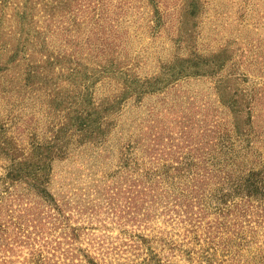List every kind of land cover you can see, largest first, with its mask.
Returning <instances> with one entry per match:
<instances>
[{
	"label": "rangeland",
	"instance_id": "374dc122",
	"mask_svg": "<svg viewBox=\"0 0 264 264\" xmlns=\"http://www.w3.org/2000/svg\"><path fill=\"white\" fill-rule=\"evenodd\" d=\"M4 1L0 141L21 158L72 134L46 170L58 212L24 179L11 182L0 151V264H264L259 207L240 224L208 228L213 209L190 221L170 192L143 218L120 210L124 199L105 197L127 169L156 163L154 138L173 149L188 123L202 140L204 125L227 127L230 138L237 126L234 147L264 165V0H69V9L57 0ZM228 91H237V111L223 101ZM99 104L110 107L101 118L110 121L106 140L79 142L71 122L95 117ZM125 155L140 167H123Z\"/></svg>",
	"mask_w": 264,
	"mask_h": 264
},
{
	"label": "trees",
	"instance_id": "16d2710c",
	"mask_svg": "<svg viewBox=\"0 0 264 264\" xmlns=\"http://www.w3.org/2000/svg\"><path fill=\"white\" fill-rule=\"evenodd\" d=\"M1 1L5 2L4 0ZM121 1L123 0H119V2ZM57 2L62 3L64 7L69 9V0H57ZM122 4L119 6H122ZM44 5H47V3ZM0 13L4 15L3 12L0 11ZM1 25L2 21L0 20ZM114 36L118 38L119 34H114ZM4 64H6V61ZM180 67L177 69L178 73L183 66ZM210 68V66L206 67L205 71ZM198 71L200 70L196 69L194 73H198ZM141 89L145 90V88ZM235 92L228 91V94H231L229 95V102L225 99L223 100L224 103H228L229 108L237 102L233 96ZM123 93H127L126 88H124ZM236 107L231 109L237 111ZM109 108L107 105L99 104L95 107V117H91L88 111L84 115H78V121L75 120L77 122H71L76 123V129L80 134L79 142L92 139L101 140L103 143L106 140L105 135L110 130V121L105 122L103 125L101 118L108 112ZM249 110L250 107L247 111ZM2 123L0 122V131L3 130ZM186 127L188 130L180 136L178 143L173 145V149L171 145L167 146L154 142L155 138L152 142V148L145 145L144 149L150 147V150H155L152 151L154 154H150V157L156 162L152 166L146 167L142 162L141 166L143 168L139 170L140 164L135 160H130L134 158H129L125 155L121 165L127 167L130 166L129 162L135 161L131 165L136 166L135 168L138 170L127 169L124 174L128 177L121 182L114 181L112 188H116V191L110 194L105 193L108 201L113 198L117 200L122 198L125 201L120 210H125V213H128L132 218L138 215L143 218L144 215H147L148 210L152 208V205L159 204L166 197V194L170 192L169 197L172 198L173 206L180 208L181 212H185L187 219L190 221L199 222L200 218H203L213 209V212L216 213L213 220L215 224L207 220L208 228L222 227L229 222L230 225H235L238 222L240 224L239 216L251 215L248 210L252 207L261 208L263 210L262 216L264 217V165H255L252 162L248 164V159L240 155L239 150L234 147V139L239 135L238 133H243V130H239L236 126V132L238 133L234 135L233 139L230 138L231 134L227 127L211 130V128L204 125L202 132L207 138L202 140L193 138L194 136H192L191 132L195 129L194 125L188 123ZM66 128L69 129L70 125ZM71 134L72 132L67 135L70 138H67L63 143L55 141L36 143L28 153L29 155L21 158L14 155L16 152L19 153L14 143H11L7 138L0 141V151L4 152V155L10 159L7 176L11 179V182H13L12 179H24V182L35 190L36 195L43 193L42 195H45L46 199H48V204H51L57 212L62 209L58 202L46 191L45 184L48 181L46 170L48 171L47 167L51 168L50 165L54 158L64 157L63 151H66V148L62 150L61 145L67 146L69 139L71 141ZM246 144H249V142H246ZM103 146L107 148L108 144H103ZM229 149L231 151L234 149V151L228 152L226 155ZM126 152H130L128 148ZM249 161L255 160L251 159ZM132 171L138 172L134 176ZM121 187L124 188L123 191ZM175 187L179 189L177 192L174 190ZM206 195L209 196L208 201L205 199ZM236 197L240 199L237 201L235 200ZM145 202L150 204H145ZM107 204L113 205L114 203L109 201ZM192 205H194L195 210L188 211L187 209L191 208ZM233 229H235L234 226ZM238 236L239 234L235 238ZM226 240L230 242V237L227 236ZM70 258L73 259V256H70ZM80 262L70 261L68 264H80ZM89 262L90 264H97L91 259H89Z\"/></svg>",
	"mask_w": 264,
	"mask_h": 264
}]
</instances>
